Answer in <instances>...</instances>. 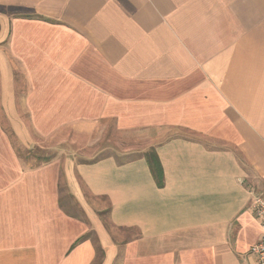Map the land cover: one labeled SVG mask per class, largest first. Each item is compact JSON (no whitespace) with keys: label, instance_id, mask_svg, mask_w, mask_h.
Here are the masks:
<instances>
[{"label":"crops","instance_id":"crops-1","mask_svg":"<svg viewBox=\"0 0 264 264\" xmlns=\"http://www.w3.org/2000/svg\"><path fill=\"white\" fill-rule=\"evenodd\" d=\"M253 193L264 0H0V264H257Z\"/></svg>","mask_w":264,"mask_h":264},{"label":"rangeland","instance_id":"rangeland-1","mask_svg":"<svg viewBox=\"0 0 264 264\" xmlns=\"http://www.w3.org/2000/svg\"><path fill=\"white\" fill-rule=\"evenodd\" d=\"M81 134L85 135L84 133H81ZM83 135H82V138H83ZM72 137H73V140L81 139L78 133H73ZM103 139H105L103 143L104 145L114 144L117 147H120V151H123V149H126V148H130V149L134 148L135 150H140V151L144 149V144H141L142 142L140 140L141 138L139 139L138 135L136 134H116L114 133L113 135H111V133H109V134H105ZM138 141H140V143H138ZM57 150H59L58 147L56 148V150L54 149L44 150L41 148V149L34 150V153H32L31 155L34 157H37L39 159V161L37 162L41 163L42 161L48 160L52 156L57 155ZM61 151H63V149H61ZM87 151L88 153H90L91 151H95V150H87Z\"/></svg>","mask_w":264,"mask_h":264},{"label":"built area","instance_id":"built-area-1","mask_svg":"<svg viewBox=\"0 0 264 264\" xmlns=\"http://www.w3.org/2000/svg\"><path fill=\"white\" fill-rule=\"evenodd\" d=\"M250 208L263 230L260 241L251 248V253L255 256L257 264H264V196L253 193Z\"/></svg>","mask_w":264,"mask_h":264},{"label":"trees","instance_id":"trees-1","mask_svg":"<svg viewBox=\"0 0 264 264\" xmlns=\"http://www.w3.org/2000/svg\"><path fill=\"white\" fill-rule=\"evenodd\" d=\"M144 156L149 163L151 173L155 178L157 186L163 188L165 183L164 170L155 149L147 151Z\"/></svg>","mask_w":264,"mask_h":264}]
</instances>
